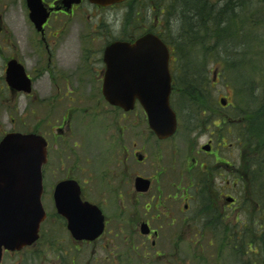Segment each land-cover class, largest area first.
Returning a JSON list of instances; mask_svg holds the SVG:
<instances>
[{"label":"flooded vegetation","instance_id":"flooded-vegetation-1","mask_svg":"<svg viewBox=\"0 0 264 264\" xmlns=\"http://www.w3.org/2000/svg\"><path fill=\"white\" fill-rule=\"evenodd\" d=\"M42 4L48 17L37 30L30 21L27 0H0L3 83L9 96L30 100L23 113L28 109L36 113V128L31 132L46 142V161L41 167L45 215L39 237L21 250L3 251L0 264L4 255L18 257L15 264H186L182 244L207 240L213 245L215 233H204L215 228V201L220 203L217 210L226 214L239 201L226 190L238 193L242 187L245 203L254 213L243 225L259 222L263 226L259 231L264 232V185L259 190L250 148L244 169L219 159V149L215 151V127L222 128L234 105H220L227 112L216 110L217 116L212 106L201 108L199 114L186 113L176 98L179 91L174 83L185 77L197 56L192 48V53L184 52L185 59L179 60L181 45L165 42L173 83L170 105L177 120L172 134H157L138 99L127 108L110 102L104 94L107 47L117 41L133 43L146 33L160 38L156 27L170 28V19H157L150 10L130 13L128 2L101 6L88 0L71 4L42 0ZM17 7L33 29L30 42L28 31L17 38L13 27L5 24ZM201 47L212 50L208 60L215 57L214 44L195 48ZM218 50L219 64L234 56L221 47ZM13 63L23 68L28 90L9 84ZM203 135L207 139L199 142ZM220 164L229 174L217 187L215 177L222 174L215 175V165ZM60 184L64 187L58 201L65 203L63 194L73 193L77 207L87 210L94 205L101 211V234L92 239L69 230L56 205Z\"/></svg>","mask_w":264,"mask_h":264},{"label":"water","instance_id":"water-1","mask_svg":"<svg viewBox=\"0 0 264 264\" xmlns=\"http://www.w3.org/2000/svg\"><path fill=\"white\" fill-rule=\"evenodd\" d=\"M79 1L67 0L69 4ZM89 1L108 6L126 0ZM27 4L30 20L41 30L48 17L42 0H27ZM105 59L108 64L104 82L106 98L127 108L132 107L137 98L157 134L160 137L172 134L176 129V117L169 103L172 89L169 53L163 41L151 33L134 43L117 41L107 47ZM8 74L11 86L28 90L30 83L20 65L13 63ZM221 104L226 103L221 100ZM203 148L208 149L207 146ZM45 161L46 142L37 134L9 132L0 140V261L3 250H21L38 238L44 219L41 167ZM63 187L64 184L58 185L55 199L59 212L68 221L69 230L74 234L77 231L82 237H97L104 227L100 210L94 205H89L87 210L77 207L73 193L63 194L65 203L58 201L62 198Z\"/></svg>","mask_w":264,"mask_h":264},{"label":"trees","instance_id":"trees-1","mask_svg":"<svg viewBox=\"0 0 264 264\" xmlns=\"http://www.w3.org/2000/svg\"><path fill=\"white\" fill-rule=\"evenodd\" d=\"M215 2V5H214ZM130 13L135 11L144 10L154 13L157 19L165 21L170 19V28L164 25L156 27L159 35L166 43H178L181 46L177 48L179 53V60L184 58V52H194L197 57H203L202 62L205 65L217 64L219 65L218 53L219 47L225 53H234L236 56L235 47L232 48L231 44L235 40L229 41L234 35L237 37L239 43H248L246 41L255 42L260 39L259 35L252 34L248 38V32L257 28L264 29V0H130L128 2ZM169 11V17L165 16V6ZM212 13L215 15L213 16ZM240 32H244L243 39ZM227 37L221 44L220 38ZM229 41V42H227ZM188 45V47L186 45ZM214 44L215 57L208 60L206 56L212 50H202L205 48H195L196 45ZM242 44H238L239 47ZM231 46V47H230ZM189 48H192V52ZM187 57V61L190 62ZM225 59L223 65L227 67V63L232 59ZM187 67V73L183 79H177L174 87L179 91L176 96L177 100L181 102L183 109L186 113H200L201 108L211 107L209 103L208 89L204 86L207 83V68L196 61V56ZM242 59L237 62L238 65L243 63ZM236 62V61H235ZM234 62V63H235ZM198 65H197V64ZM196 64V65H195ZM235 67V64H234ZM259 103L254 105V109H235L230 117L233 120L231 124H223L222 128L228 130V126L236 128V142L242 149L241 157L243 166L248 158V148L251 150V162L253 164V174L258 181V188L264 185V93L257 98ZM188 109V110H187ZM264 109V108H263ZM255 110V111H250ZM215 108V116H216ZM243 196V192L240 194ZM244 202V201H243ZM216 203V201H215ZM215 234L221 229L222 235L225 238V244L228 245V251L233 255L234 259L239 262L238 264H264V232L258 229L255 233L262 236L261 242L256 240L251 232L242 226L237 232L236 229L231 231L228 229L233 227L231 225L225 226L221 223V215L219 214L215 205ZM229 233H227V231ZM241 237L243 243L232 244L228 241L229 238ZM248 256L243 262V257Z\"/></svg>","mask_w":264,"mask_h":264},{"label":"rangeland","instance_id":"rangeland-1","mask_svg":"<svg viewBox=\"0 0 264 264\" xmlns=\"http://www.w3.org/2000/svg\"><path fill=\"white\" fill-rule=\"evenodd\" d=\"M5 24L7 27H13L16 37L22 39V33L28 31L27 38L30 42L32 39L33 29L29 22L26 23L25 15L23 12L19 11V8H14L8 17L5 19ZM9 25V26H8ZM27 29V30H26ZM25 30V32H24ZM244 32H240V39H243ZM259 35L260 39H257L255 42L246 41L248 43H239L237 37L234 38V35L229 39V41L235 40L231 44L232 48L235 47L236 56L225 65L217 64H208L205 65L202 62V56L199 58L196 56V61L199 62V65H203L207 68V83L205 87L208 89L209 93V103L212 107H215L221 113H226V110L221 109L220 99L224 98L229 104H233L235 109H254V105H258L257 98H259L264 93V29L255 28L248 32V38L252 34ZM227 37H221L220 42L224 44L223 41ZM227 41V42H229ZM238 44H242L239 47ZM226 45V44H224ZM230 46V47H231ZM4 54V53H3ZM30 56L31 53L28 52ZM244 59L245 61L239 64L236 68L237 62ZM236 61V62H235ZM4 62L3 56L0 57V138L4 136L7 132L15 131L21 133L31 132L36 128V113H31L28 109V113H23V106L25 103H29V99H25L19 96H9L2 76L3 69L2 64ZM235 62V63H234ZM197 64V63H196ZM195 64V65H196ZM235 64V67H234ZM198 65V64H197ZM215 72V79H214ZM34 102V101H33ZM32 102V103H33ZM31 103V104H32ZM30 104V105H31ZM34 108V106H32ZM262 107L261 110L264 111ZM255 111V110H250ZM218 115V113H217ZM216 115V116H217ZM220 129V128H219ZM215 127V151L219 149L218 155L219 159H224L236 166H243L242 157H241V148L237 145L236 128L230 127L229 132L226 130H219ZM221 133L224 134V137H221ZM184 134H181V137H184ZM207 139L206 135H203L199 138V142H204ZM179 141V139H178ZM219 145V146H218ZM189 147L185 143V147ZM221 168V169H219ZM221 173L222 176L217 174ZM228 172L224 169V165H215V184L217 187H220L222 180L225 176H228ZM244 190V187L240 188ZM246 193V190H244ZM227 193L238 196L239 193H235L233 190L227 189ZM248 192V190H247ZM245 193L241 196L238 204L235 208L226 210L225 213H219L221 215V223L225 226L231 225L233 227L228 228L230 231L237 228V232L243 226V221L250 220L251 216L254 215L252 209L248 208L245 202ZM247 195V194H246ZM215 205H220L216 202ZM227 215V216H225ZM216 219V218H215ZM237 220V221H235ZM246 228L251 232V235L254 236L256 240L261 242L262 236H258L255 233V230H262L259 222L252 223V221L247 222ZM263 225V224H262ZM220 229L215 234L214 244L209 245L207 240H202L200 243L195 242H186L182 244V255L183 260L186 261V264H238L233 255L228 251V245L225 244V238ZM227 231V230H226ZM215 233V228H208L204 234L211 235ZM227 233H229L227 231ZM228 241L232 244H241L243 242L241 237L237 236L236 238H229ZM18 257L11 258L7 255L3 256V264H15ZM249 260L248 256L243 257V262ZM250 261V260H249Z\"/></svg>","mask_w":264,"mask_h":264}]
</instances>
